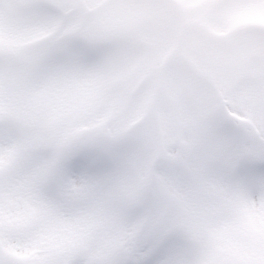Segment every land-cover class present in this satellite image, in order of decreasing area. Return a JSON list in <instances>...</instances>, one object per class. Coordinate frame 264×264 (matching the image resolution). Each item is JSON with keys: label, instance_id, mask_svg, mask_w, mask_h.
I'll use <instances>...</instances> for the list:
<instances>
[{"label": "rangeland", "instance_id": "obj_1", "mask_svg": "<svg viewBox=\"0 0 264 264\" xmlns=\"http://www.w3.org/2000/svg\"><path fill=\"white\" fill-rule=\"evenodd\" d=\"M107 1L25 0L38 10L11 26L0 23V130L19 133L4 152L7 160L0 158V174L10 165L11 185L21 175L30 189L3 191L14 202L0 209L5 223L9 209L22 213L31 201L50 199L53 177L91 202L118 176L178 213L203 215L199 230L186 227L204 243L225 228L216 227L212 213L222 212V223L229 221L237 235L259 234L264 215L246 206L241 184L250 162L264 154V29L253 27L264 26V0H173L187 28L169 1ZM114 24L125 30L109 34L105 27ZM9 63L15 65L8 74ZM140 80L152 90L134 99ZM70 86L72 93L60 96ZM223 126L249 158L237 181L213 173L226 152L213 140ZM101 153L116 163L94 171L74 167ZM55 188L63 191L62 184ZM50 210L60 223H74L57 205ZM67 243L56 233L40 252L22 246L17 259L54 260Z\"/></svg>", "mask_w": 264, "mask_h": 264}, {"label": "snow or ice", "instance_id": "obj_2", "mask_svg": "<svg viewBox=\"0 0 264 264\" xmlns=\"http://www.w3.org/2000/svg\"><path fill=\"white\" fill-rule=\"evenodd\" d=\"M37 10L38 5L25 0H0V23L11 26L18 17ZM3 132L11 134L10 129ZM223 136L224 130L218 127L213 140L227 147L230 163L225 171L231 176L241 167L243 157L238 142L225 145ZM115 163L101 153L85 156L74 167L94 171ZM250 164L249 174L242 181L264 186V154ZM40 178L37 176L34 182ZM51 179L50 199L31 201L22 213L9 209L7 223L0 211V264H264V226L259 234L240 235L225 227L217 230L207 244L186 227L192 223L199 230L206 219L203 215L178 213L166 199L157 202L137 183H124L113 176L106 183V191L86 202L80 199V189L61 177ZM59 184L63 185L62 192L55 188ZM51 204L74 217V223H60L50 210ZM56 233L71 241L56 259L13 258L21 246L42 251L41 245Z\"/></svg>", "mask_w": 264, "mask_h": 264}, {"label": "bare ground", "instance_id": "obj_3", "mask_svg": "<svg viewBox=\"0 0 264 264\" xmlns=\"http://www.w3.org/2000/svg\"><path fill=\"white\" fill-rule=\"evenodd\" d=\"M3 130L4 128L0 130V158L1 159L4 156V152L8 150L10 145L13 144L15 137L19 134L17 132H11L10 135H6L4 134ZM23 157H25V154L23 155ZM6 160L2 159V162H5ZM32 168L35 171L37 169L36 165H34ZM221 170L224 171L225 169H221ZM15 173L16 172L13 171V168L10 167V165H6L3 168L2 173L0 174V204H2V208H0L1 210L12 208L10 206H14V202L12 201V199L9 198L7 195L6 196L4 195L5 194L3 193L4 190H8V192H12V190H14L15 193H19V192L27 193L30 191V189H28V184H27L28 182L27 181L23 182L21 175L18 176V181L14 183V185H11L10 180L15 175ZM215 173L218 174L217 171ZM224 173L226 172L224 171ZM10 174H11V177H10ZM241 185L244 186L243 191L245 195L242 196V200L245 202L246 206L249 207L251 210L257 209L259 210L260 214L264 215V205L263 203H260L261 197H264L263 195L264 193H262L261 191L262 189H264L263 186H261L259 183H255V184L243 183ZM250 200L253 202V205L252 204L249 205ZM19 202H20L19 204H23V202L21 201ZM250 206H253V207H250ZM221 215H222V212L212 215L214 221L217 223L215 224L216 227L219 228L221 226H224V227L231 228L229 221H227L224 224L222 223L220 219ZM5 251L7 252V249H5ZM20 253H21L20 251L17 252L14 255V257H16V259L19 258L21 256Z\"/></svg>", "mask_w": 264, "mask_h": 264}]
</instances>
